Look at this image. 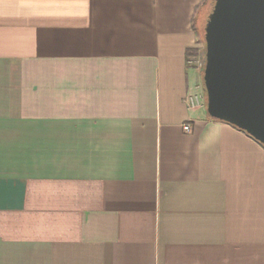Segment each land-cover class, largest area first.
I'll use <instances>...</instances> for the list:
<instances>
[{
  "label": "crops",
  "instance_id": "obj_1",
  "mask_svg": "<svg viewBox=\"0 0 264 264\" xmlns=\"http://www.w3.org/2000/svg\"><path fill=\"white\" fill-rule=\"evenodd\" d=\"M204 1L0 0V264H264V146L186 99Z\"/></svg>",
  "mask_w": 264,
  "mask_h": 264
},
{
  "label": "water",
  "instance_id": "obj_2",
  "mask_svg": "<svg viewBox=\"0 0 264 264\" xmlns=\"http://www.w3.org/2000/svg\"><path fill=\"white\" fill-rule=\"evenodd\" d=\"M203 42L207 115L264 146V0H214Z\"/></svg>",
  "mask_w": 264,
  "mask_h": 264
},
{
  "label": "built area",
  "instance_id": "obj_3",
  "mask_svg": "<svg viewBox=\"0 0 264 264\" xmlns=\"http://www.w3.org/2000/svg\"><path fill=\"white\" fill-rule=\"evenodd\" d=\"M198 88H195L194 91L188 94L187 103L191 109L205 105V93L197 91ZM184 131H188V125L183 126Z\"/></svg>",
  "mask_w": 264,
  "mask_h": 264
},
{
  "label": "rangeland",
  "instance_id": "obj_4",
  "mask_svg": "<svg viewBox=\"0 0 264 264\" xmlns=\"http://www.w3.org/2000/svg\"><path fill=\"white\" fill-rule=\"evenodd\" d=\"M201 38V37H200ZM202 40V38H201ZM196 63V66H198L201 78H202V72H203V66H204V47L202 43V47L199 48V51L195 52V57H193ZM203 87V84H202Z\"/></svg>",
  "mask_w": 264,
  "mask_h": 264
},
{
  "label": "trees",
  "instance_id": "obj_5",
  "mask_svg": "<svg viewBox=\"0 0 264 264\" xmlns=\"http://www.w3.org/2000/svg\"><path fill=\"white\" fill-rule=\"evenodd\" d=\"M213 1L214 0H205L204 1V8L206 9V10H208V12H207V14L210 12V9H211V7H212V5H213ZM207 14H206V17H207ZM201 37H202V43H203V47H204V42H203V30H202V33H201ZM217 121V120H216Z\"/></svg>",
  "mask_w": 264,
  "mask_h": 264
}]
</instances>
